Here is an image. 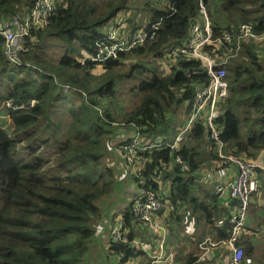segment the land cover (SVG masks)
<instances>
[{
    "label": "trees",
    "instance_id": "obj_1",
    "mask_svg": "<svg viewBox=\"0 0 264 264\" xmlns=\"http://www.w3.org/2000/svg\"><path fill=\"white\" fill-rule=\"evenodd\" d=\"M35 2L0 0V19L25 13ZM56 2L49 26L33 30L26 38L19 64L5 56L0 35V112L4 110L12 121L11 131L0 124V264H90L97 233L94 226L114 201L118 179L125 171L120 153L130 141L117 139L113 144L108 128L118 121L111 112L118 93L117 71L125 66L124 60L131 62L134 57L139 61L124 70V77L133 80L139 100L121 120L141 127L145 137L141 143L144 150L134 155L142 179L132 176L133 183L146 182L147 190L160 198V216L168 207L173 212L185 205L197 216L198 223L210 228L216 240H228L229 204L216 193V181L212 189L200 184L204 166L219 161L217 142L206 126L209 108L197 117L178 150L172 152L165 145L187 124L173 127L169 114L177 113L185 104L186 114L190 113L197 93L210 78L197 59H177L167 76L149 67L170 48L182 47L191 38L192 27L202 17L199 0ZM138 2H143L147 15L145 21L138 17L143 20L140 26L138 20L127 21L130 9L138 8ZM203 4L213 43L229 34L236 46L244 25L264 32V0H203ZM157 23L160 26L155 42L120 53L117 60L99 63L93 59L100 50L98 42L113 27L126 26L132 33H144ZM46 37L65 48L62 56L52 60L44 56V45L47 48L48 44L42 42ZM262 48V43L243 40L240 58L227 61L230 95L217 105L219 115L214 120L226 155L255 160L264 151ZM202 53L216 63L230 55L225 42L219 49L205 46ZM99 68L103 73L98 75ZM65 86L75 90L67 95ZM102 111L105 117L100 116ZM149 136L164 137V145L151 148L146 142ZM177 157L189 166V172H182L175 162ZM107 160L113 164L109 166ZM257 178L264 185L263 171ZM133 205L130 201L122 213L130 240L140 235L136 230L141 226L132 212ZM173 214L170 212V216ZM180 218L176 216L175 220ZM248 218L252 226L246 229L253 236L245 235L237 244L243 249L244 264L256 257L253 238L264 229V208L251 204ZM203 233L205 229L202 238ZM181 253L178 249L177 261L181 264L197 260V250L185 256ZM112 256L118 258L115 264H128L144 253L130 245L110 243L108 258ZM145 259L142 264L151 263Z\"/></svg>",
    "mask_w": 264,
    "mask_h": 264
},
{
    "label": "built area",
    "instance_id": "obj_2",
    "mask_svg": "<svg viewBox=\"0 0 264 264\" xmlns=\"http://www.w3.org/2000/svg\"><path fill=\"white\" fill-rule=\"evenodd\" d=\"M201 22L192 27L191 38L182 47L175 46L167 51V54L159 60L168 58L170 68L173 62L177 59H197L202 63L209 78L210 83L203 86L197 93L195 107L192 109V115L186 126L177 135L169 140L165 145L170 150L176 151L179 149L185 139V135L192 130L196 125V119L207 107L209 108L207 124L210 129V137L217 142V154L219 162L222 166L234 165L237 168L236 175H232L230 171L221 175L217 181L215 190L217 194H222L226 202L229 204V215L227 220L231 231L228 240L219 241L212 239L208 232L204 234L198 248L197 264H203L211 258L216 257L217 252H224L226 264H244V252L237 244L247 235L246 223L248 218V210L251 203V196L257 192L259 188V180L257 173L264 172V165L255 160L226 155L224 153V144L219 141L218 132L214 126V120L219 113L217 105L222 99L228 98L230 95V86L226 80V65L228 58L224 61L216 63L214 60L206 57L202 53L205 46H214L219 49L222 42H225L228 47V53L235 56L240 50L243 40H251L255 43L264 45V32L257 33L253 25H244L240 28L239 36L237 37L236 46L233 45L234 38L229 34H225L222 40L213 43L212 30L210 21L205 10L203 0H199ZM57 10L56 0H36L31 10L25 13L9 15L0 19V35L4 40V52L7 59L14 64L20 63V54L24 51L26 38L32 36V31L36 29H46ZM157 23L151 27L149 32L132 33L131 29L126 26L118 28L113 27L108 30L103 40L98 42L100 47L98 55L93 58L99 63H104L109 60H117L120 53H129L132 50L153 43L157 40L158 28ZM75 90L70 86L64 87V92L69 95ZM84 96H86L84 94ZM35 101L31 102L33 106ZM114 128L109 127L110 134H116L117 139L130 141L124 148L121 154V160L124 164L125 171L129 176H134L137 179H142L141 168L134 160L135 152L144 149L141 148V143L144 141L143 130L134 123L120 122L115 123ZM127 129L126 133L119 134L120 129ZM118 130V131H117ZM164 137L157 142L146 141L151 143V148H159L164 145ZM177 165L182 169V172H189V166L180 158L175 159ZM123 173V174H124ZM129 180L125 178V181ZM121 182L124 184V182ZM133 186L137 188V192L132 196L131 201L134 202L132 212L135 218L140 222L141 226L136 231L140 235L133 240L129 239L130 231L125 227L124 218L121 214L110 232L111 244H124L138 248L146 254L151 264H181L177 261V253L171 246L168 245V228L167 220L161 217L162 203L155 192H150L146 188V182H139ZM123 186H117V194L122 195ZM165 214V213H164ZM108 224V222H106ZM180 249V248H179ZM223 254V253H222ZM223 257V255H221Z\"/></svg>",
    "mask_w": 264,
    "mask_h": 264
},
{
    "label": "rangeland",
    "instance_id": "obj_3",
    "mask_svg": "<svg viewBox=\"0 0 264 264\" xmlns=\"http://www.w3.org/2000/svg\"><path fill=\"white\" fill-rule=\"evenodd\" d=\"M58 2H62L64 0H56ZM137 3L134 2L133 6H136ZM143 6V2L142 4H140L138 2V8H132L129 10H126V12H130V15L127 17V21L133 20V22L138 20L139 18H147V15L145 14L146 11L145 9L142 8ZM159 6V5H158ZM132 10V11H131ZM125 14V11L123 13H121L120 15L123 16ZM201 22V19L199 20ZM143 20L139 19L137 21V25H142ZM129 26V25H128ZM130 27V26H129ZM131 28V27H130ZM45 36V35H44ZM46 42H42V44L47 43L48 47L46 48V46L44 45V49H43V54L44 56H46V58L52 60V59H56L60 56H62L64 54L65 48L59 44L55 39L46 37ZM257 43H255L256 45ZM258 50V49H257ZM262 50L264 51V45ZM240 58V54L239 52L235 54V56L229 55V59L228 62L231 60H236ZM84 59H86V56L84 57ZM215 62H217V60L212 59ZM131 62H128L127 60H124V64L125 66H123L121 69H118L117 72H119V77H118V93L114 99V102L111 103L112 108H111V112L114 116H116L118 119L117 122H111V126L113 129L115 126V123H120L122 120V116L124 114H127L129 111H131L136 104L138 103L139 98L136 96V92H134L133 87H134V82L133 80H130L128 78L125 79L124 77V70H128L129 69V65L135 64L137 61H139V59L137 57H134L130 60ZM149 67L151 69H154L156 71H160L162 73L163 76H167L169 75L171 68H170V64H169V59H163V60H158L155 62H152L149 64ZM103 73V69L99 68V70L97 69L96 74H102ZM186 104L185 107H180L179 110L177 111V113H171L169 114V116H171V118L173 119L172 122V126L175 127L179 126L180 124H184L185 122H188L191 118V112L186 114ZM103 112V111H102ZM100 114V113H99ZM100 116H104L105 114L103 112V114ZM11 119H9V117L4 113V110H2L0 112V124L8 131H11L12 129V124H11ZM125 122V121H123ZM118 131V130H117ZM127 129H120L119 134L122 133H126ZM246 133V132H245ZM109 138L112 140V143L114 144V142L117 140L116 138V134L112 133L108 135ZM144 135L142 137V139H144ZM162 136H149L148 140L149 141H153V142H157L159 139H161ZM263 156V153H262ZM120 158V157H119ZM106 163L111 166V164H113L111 161H106ZM119 168H122L119 164ZM205 169V176L204 178L200 181V184L202 185H207L208 188L212 189V183L217 181V179L223 175L224 173L230 171L232 173V175H236L237 173V168L234 165H228V166H222L221 163L219 161H214L212 164H207L206 166H204ZM126 179H129L130 184L133 182V180L131 179V176L127 175L126 173L122 174L119 177V185L123 186L122 188V195L120 197L117 196L116 191H115V199L114 201L108 206L105 214L102 217V220H100L97 224H95L94 228L96 233V237L94 238V243H93V257L91 261H88L90 264H115L117 261V257L116 256H112L111 258H108V253H109V247H110V232L112 231L115 223L114 221L118 220V217L124 212V210L128 207V204L131 201L132 196L137 192V188L131 185H123L121 182L125 181ZM127 192V194H129V198H125L124 201L122 203H124V205L121 208H117L119 203L121 202V198L123 196H125V193ZM255 195V196H254ZM251 204H256L259 205L261 207L264 208V185H260L257 192H255V194H253L251 196ZM250 204V205H251ZM184 208H182V210L180 208H178L177 210L173 211L171 210V208H166L165 210V214L162 215L163 217L166 218L167 220V228H168V245L171 246L173 248L174 251H176L177 253V249H181L182 253L181 256L184 255L186 248H188V251L190 252V248L192 247V251L196 250V246H192L190 244H188V242H191V238L193 237H197L199 230L197 228V216L190 214V211L188 210V208L183 205ZM174 213L173 216H170V212ZM187 211L188 213L186 214ZM185 215V216H184ZM161 216V217H162ZM170 216V217H169ZM176 216H180V219L175 220ZM173 219V220H172ZM106 222H108V225L105 224ZM202 224V223H201ZM203 225V224H202ZM248 226H252L251 222L249 221V218H247V223H246V228H249ZM204 227V226H203ZM248 233L247 235L250 234L249 230L247 229ZM202 233V230H200V234ZM256 235H254V240L256 241V257L255 259L252 261H250V263L247 264H264V229H262L261 231H257L255 233ZM103 235V236H102ZM102 236V237H101ZM253 236V234L251 235ZM257 236V238H256ZM201 238H199L197 240L196 243H198V241ZM203 239V238H202ZM258 242V243H257ZM195 243V244H196ZM90 255V253L87 255V257ZM147 258L146 254H144V256H140L138 258H136L135 260H131L128 264H142L143 262H146L147 260L145 259ZM225 254L223 257L219 258L217 260V258H214L213 260H215L216 262H218V264H225ZM210 261L212 260H208L203 264H209ZM151 264V263H150Z\"/></svg>",
    "mask_w": 264,
    "mask_h": 264
},
{
    "label": "crops",
    "instance_id": "obj_4",
    "mask_svg": "<svg viewBox=\"0 0 264 264\" xmlns=\"http://www.w3.org/2000/svg\"><path fill=\"white\" fill-rule=\"evenodd\" d=\"M262 153H263V156H262ZM255 161H257L258 163H262L263 165H264V151L263 152H261L258 156H257V158L255 159ZM126 184H128V185H131V186H133V182L130 184V181L129 180H126L125 182H124V184L123 185H126ZM117 193V192H116ZM117 196L119 197V195L117 194ZM125 198H129V194H127V192L125 193V196H123L122 198H121V202L119 203V205H118V209L119 208H121L123 205H124V203H122L123 201H124V199ZM105 224H107V223H105ZM108 225V224H107ZM204 225H202L201 223L200 224H197V228H198V230H199V233H198V236L197 237H192L191 238V242H188V244H190V245H192V246H196V250H197V255H198V252H199V248H198V245H199V243H200V240L198 241V243H196L197 242V240L199 239V238H202L201 237V234H200V230H202V232H203V230L205 229V233H206V231H208L209 232V235L211 236V238L212 239H215V237L213 236V235H211V231H209L210 230V228L208 227V229L206 228V226H204ZM247 230V229H246ZM250 232V236L252 235V232L251 231H249ZM205 233H203V234H205ZM103 236V235H102ZM101 236V237H102ZM246 236H248V235H246ZM203 237H204V235H203ZM256 238H257V236H256ZM253 240H254V238H253ZM256 241L257 240H254V242H255V246H256ZM196 243V244H195ZM258 243V242H257ZM192 247L189 249L190 251H192ZM190 252L188 251V248H186V251H185V253H184V256L185 255H188ZM223 253V254H222ZM224 252H221V254H220V252H217L216 253V257L215 258H217V260L219 259V258H221V255H223L224 256ZM198 257V256H197ZM214 258H211L210 260H212V261H210V263L209 264H218V262H216L215 260H213ZM225 260V264H226V258L224 259ZM197 261V260H196ZM196 261L193 263V264H197L196 263Z\"/></svg>",
    "mask_w": 264,
    "mask_h": 264
}]
</instances>
